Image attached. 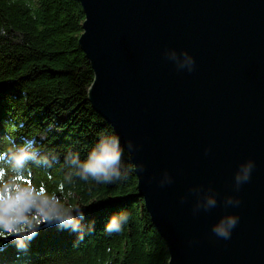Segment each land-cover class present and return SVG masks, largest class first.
Segmentation results:
<instances>
[{
	"label": "water",
	"instance_id": "1",
	"mask_svg": "<svg viewBox=\"0 0 264 264\" xmlns=\"http://www.w3.org/2000/svg\"><path fill=\"white\" fill-rule=\"evenodd\" d=\"M80 2L89 100L169 264H264V0Z\"/></svg>",
	"mask_w": 264,
	"mask_h": 264
},
{
	"label": "trees",
	"instance_id": "2",
	"mask_svg": "<svg viewBox=\"0 0 264 264\" xmlns=\"http://www.w3.org/2000/svg\"><path fill=\"white\" fill-rule=\"evenodd\" d=\"M84 19L80 0H0V191L26 189L31 198L17 213L0 201V224L16 231L21 216L31 229L36 216L26 210L37 201L42 209L51 197L59 203L55 211H70L79 222L75 230L42 226L34 238L24 237L25 248L5 241L0 264H169L129 150L89 100L94 69L79 42ZM103 143L121 150L110 178L84 170ZM21 151L28 158L16 167ZM124 212L130 218L123 231L107 232L111 218Z\"/></svg>",
	"mask_w": 264,
	"mask_h": 264
},
{
	"label": "clouds",
	"instance_id": "3",
	"mask_svg": "<svg viewBox=\"0 0 264 264\" xmlns=\"http://www.w3.org/2000/svg\"><path fill=\"white\" fill-rule=\"evenodd\" d=\"M194 63V61H192ZM118 143V141H117ZM117 143L108 144L103 143L100 145L99 152L93 151L92 155L89 158V161L84 164V170L88 173H91L93 176H100L103 175L105 178H110L113 172L118 174L116 166L119 164L121 159V150L117 147ZM14 161L16 167H21L24 161L28 158V154L26 152L21 151L19 154L14 155ZM3 172L7 173L8 171L5 169ZM20 174L16 173L12 177L13 180L16 177H19ZM238 181L240 179L247 180L248 175L245 172L243 177H238ZM17 192L21 191L22 189L16 188ZM52 200L58 201L55 197H51ZM42 201H37V203L31 205L28 210H26L25 215L30 217L39 216L40 223L36 224L33 222V226L31 229H24L23 231L20 230V226H17L16 231H12L9 229L7 224H0V232L6 233L5 237H0V248L4 246L5 241L7 240H16L18 241L17 246L19 248H25L26 244L24 242V237L28 239L34 238L42 226H51L53 224H59L62 227H66L68 225H72L73 229L79 227V222L74 221L70 211L69 212H61V211H51V210H41L40 204ZM209 203H214L213 201H209ZM129 213L124 212L119 217L113 216L111 220L108 222L106 226V231L109 233L113 232H121L123 231V227L129 221ZM47 220L48 222L45 223L44 221ZM236 221L230 220L229 226L235 225ZM218 236L224 239H228L231 237L230 231L228 228L224 227L223 225L214 229ZM82 238V235H81Z\"/></svg>",
	"mask_w": 264,
	"mask_h": 264
},
{
	"label": "rangeland",
	"instance_id": "4",
	"mask_svg": "<svg viewBox=\"0 0 264 264\" xmlns=\"http://www.w3.org/2000/svg\"><path fill=\"white\" fill-rule=\"evenodd\" d=\"M29 193L30 190H26V189L14 193L10 191L6 195H3L2 192L0 191V201L2 202L1 205L6 206L5 208L10 209L16 213L25 210L27 209V205L31 201V198L28 196ZM58 205L59 203L57 204L56 201L51 199V201H49L48 204L44 206L41 210L44 211L48 209L51 211H55ZM15 220L20 224V229H25L26 223L29 222L27 219L23 220L21 216H17ZM32 222L40 223L41 221L39 216L33 218ZM8 227L9 229H11L12 225H8Z\"/></svg>",
	"mask_w": 264,
	"mask_h": 264
}]
</instances>
